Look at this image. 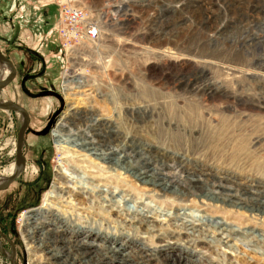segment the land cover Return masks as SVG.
I'll use <instances>...</instances> for the list:
<instances>
[{
	"label": "rangeland",
	"instance_id": "rangeland-1",
	"mask_svg": "<svg viewBox=\"0 0 264 264\" xmlns=\"http://www.w3.org/2000/svg\"><path fill=\"white\" fill-rule=\"evenodd\" d=\"M81 1L100 12L98 16L109 15V20H101L105 38L92 58L95 63L74 58L66 67L55 31L58 10L54 2L0 0V51L16 71L15 79L0 89V103L20 106L29 116L22 143L24 169L0 191V232L6 237H0V264H10L11 248L15 264H28L22 223L29 212L44 206L56 164L62 163L53 135L57 121L70 106L87 113V118L103 119L118 138L129 137L135 144L127 147L141 150L147 163L173 169L177 176L190 174L186 176L190 178L191 173L200 171L238 185L264 182V0H192L194 11L188 0ZM66 68L74 73L82 69L74 78L87 81L88 88L82 90V84L67 85L77 88L73 91L66 88L60 78ZM207 88L224 92L205 99L202 94ZM77 92L84 93L71 97ZM227 95L231 99L226 100ZM21 124L19 113L0 110V178L17 165L15 148ZM73 130L70 139L74 143L81 137ZM66 165L62 172L72 181L93 188L95 183L80 170ZM116 175L119 187L109 184L104 189L116 204L126 201V207L135 212L129 214L160 222L177 213L171 224L180 229L185 221L205 222L206 213L193 201L172 209L147 198L146 188ZM89 204L91 209L81 214L77 223L84 227L88 239L115 238L128 252L139 247L135 241L141 232L117 224V208L107 217L98 209L99 201L91 199ZM218 213L210 214L236 222L247 237L229 240L233 259L221 248L213 251L210 244L196 243L195 251L201 249L193 258L197 264H218L220 259L223 264H264V224L241 212L233 216ZM249 229L255 233L249 235ZM170 230L154 234L165 237ZM197 232L191 234L196 237ZM212 237L206 241L218 240L221 235ZM156 240L144 242L151 246ZM193 248L181 241L168 252L190 254Z\"/></svg>",
	"mask_w": 264,
	"mask_h": 264
},
{
	"label": "bare ground",
	"instance_id": "bare-ground-1",
	"mask_svg": "<svg viewBox=\"0 0 264 264\" xmlns=\"http://www.w3.org/2000/svg\"><path fill=\"white\" fill-rule=\"evenodd\" d=\"M188 1L191 2L194 11L196 3H193L192 0ZM178 25H183V22H179ZM79 70L80 73L76 74L78 76L83 73L82 69ZM0 72V81L9 75L7 67L3 64L0 66ZM218 91L217 88H213V90L207 88L203 90L202 97L213 99L217 96ZM224 98L226 100L231 99L230 95ZM81 114L83 116H80ZM86 114L85 112H77L73 106L67 107L63 117L55 125L53 142L61 153L59 160L62 163L56 164L53 183L44 195V206L34 212H29L23 223L21 222L23 229L21 236L26 247H28L27 251L29 250L28 264H99L101 261H105L106 264H197L199 262L193 258L201 250L195 251L198 242L205 243L207 247L209 244L212 245L213 251L221 248V252H226L225 254L233 259V248L229 246V240H234L237 237L244 239L247 234L241 231L242 228L240 225H236V222L233 223L230 219L218 215V219H215V216H211L210 213L221 212L233 216L232 213L241 212L246 214L248 218H255L264 224V182L238 185L229 179L224 180L219 176H211L209 172L200 171L191 173L190 178H186L190 174L182 177L177 176L172 173L173 169L167 171L163 169V166L157 168L155 165L152 166V164L147 163L145 157L143 158L139 153L141 150L137 152L133 149L134 147H127V144L130 146L135 144L128 141L129 137L118 138L113 132V128H110V125L103 119L87 118ZM71 116H79L76 120L78 122L69 120ZM73 129L81 137L80 141L74 143L70 139ZM146 147L147 152H149L150 147ZM130 149L131 154L126 152ZM94 161L95 164L91 163ZM133 161L134 163H132ZM65 164H71L80 170L86 179L95 183L94 186L91 183L93 188L89 189V187H85L84 183L72 181L73 178L70 179L68 175L62 172ZM17 168L18 165L6 170V176L0 178V187L14 174ZM117 173L146 188L147 198L168 205L172 209L183 208L186 203L193 201L194 204L198 205L200 211L206 213L205 222L192 224L191 221H185L182 228L178 227V229L171 224L172 220L178 218L177 213L166 215V218L160 222L142 215L141 217L132 215L135 212H132L130 207H126V201L116 204L112 201L114 196L109 194L107 189H104L109 184L119 187L116 180ZM225 182L229 183L230 186ZM87 192H90V194L88 193L90 200L86 199ZM96 193H99V196ZM91 199L99 201L100 207L98 209L102 210L107 217H109V211L113 212V207L117 208L118 211L114 210L118 216L116 219L119 220L117 224L121 225L122 223L141 232L144 237L141 236L138 241H135L136 245L139 246L135 251L128 252L121 243L117 242V239L108 236L87 238L84 227H80L77 223L80 215L88 213V210L91 209L90 204L92 202L86 205ZM218 203L219 205L216 206ZM83 205L86 207H82ZM155 223L157 225L153 227ZM142 225L144 227H141ZM170 228L171 234L168 236L165 234V237H160L154 234V232L159 233L163 229L169 230ZM185 229L189 230V233L184 231ZM194 230L199 231L196 237L191 234L195 233ZM248 232H250L249 235H252L255 230L249 229ZM180 233H184L183 236ZM210 235H221V237L215 240L216 242L206 241L209 237L213 239ZM151 238L157 240L153 245L146 246L144 241L147 242ZM181 241L182 244L194 247L191 253H187V249H185L184 252L187 254L171 253V255L168 250ZM32 250L40 252L41 255L37 257V254ZM223 262L225 261L220 259L218 264H223Z\"/></svg>",
	"mask_w": 264,
	"mask_h": 264
},
{
	"label": "built area",
	"instance_id": "built-area-1",
	"mask_svg": "<svg viewBox=\"0 0 264 264\" xmlns=\"http://www.w3.org/2000/svg\"><path fill=\"white\" fill-rule=\"evenodd\" d=\"M50 1L54 2L58 10L55 31L60 50L64 53L66 67L71 66L72 60L76 58L81 60V63L87 62L89 65L95 63L92 58L94 55L97 56L100 44L105 38L104 33L101 34V20H109V15L98 16L100 12L87 8L81 0ZM72 72L66 68L61 74V83L71 91L77 88L67 85L82 84L84 87L82 90H86L87 81H77L74 78L77 72H73L74 76ZM82 93L84 92H77L74 95L78 96ZM74 95L71 97H75Z\"/></svg>",
	"mask_w": 264,
	"mask_h": 264
},
{
	"label": "water",
	"instance_id": "water-1",
	"mask_svg": "<svg viewBox=\"0 0 264 264\" xmlns=\"http://www.w3.org/2000/svg\"><path fill=\"white\" fill-rule=\"evenodd\" d=\"M0 62L9 69L8 77L0 81V89H4L15 79L16 71L12 63L2 55L1 51H0ZM0 110L6 111V112H17L22 116V124L17 133L16 148H15L16 164L18 165V168L14 172V174L0 187V191H4L17 179V177L21 174V172L24 169L25 158L22 155V143L24 140V136H25L28 124H29V116H28L27 111H25V109H23L20 106L13 105V104L0 103ZM0 237L6 240V237L1 232H0ZM11 249H12V256L9 262L10 264H15L14 263V251H13V248Z\"/></svg>",
	"mask_w": 264,
	"mask_h": 264
}]
</instances>
